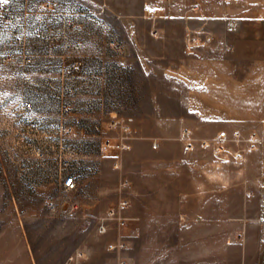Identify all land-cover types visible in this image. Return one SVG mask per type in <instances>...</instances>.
<instances>
[{
	"label": "rangeland",
	"instance_id": "obj_1",
	"mask_svg": "<svg viewBox=\"0 0 264 264\" xmlns=\"http://www.w3.org/2000/svg\"><path fill=\"white\" fill-rule=\"evenodd\" d=\"M153 1L0 6V264H256L264 0Z\"/></svg>",
	"mask_w": 264,
	"mask_h": 264
},
{
	"label": "built area",
	"instance_id": "obj_2",
	"mask_svg": "<svg viewBox=\"0 0 264 264\" xmlns=\"http://www.w3.org/2000/svg\"><path fill=\"white\" fill-rule=\"evenodd\" d=\"M144 13L146 15H153L155 13V10H153L152 8H148L145 7L144 8ZM131 118H126V119H122V121H114L113 125H118V127L120 128V130L124 133H127L129 131L130 128V122H131ZM125 147H127V145H123ZM62 186L66 191H70L73 190L76 186V182H75V178L73 176H66L63 178V182H62ZM120 205H125V202H121ZM50 206H53V203H50ZM119 226L123 225V221L119 220ZM98 231L102 234L105 233L107 231V225L102 222H100V224H98ZM108 249L110 250H115L117 252H119L121 249H124V244L121 241H118L117 243H109L108 245ZM119 264H125L124 261H119Z\"/></svg>",
	"mask_w": 264,
	"mask_h": 264
},
{
	"label": "crops",
	"instance_id": "obj_3",
	"mask_svg": "<svg viewBox=\"0 0 264 264\" xmlns=\"http://www.w3.org/2000/svg\"><path fill=\"white\" fill-rule=\"evenodd\" d=\"M147 4L152 6L158 5V3L153 0L151 1L147 0ZM256 264H264V239L262 240L260 247L258 249Z\"/></svg>",
	"mask_w": 264,
	"mask_h": 264
},
{
	"label": "snow or ice",
	"instance_id": "obj_4",
	"mask_svg": "<svg viewBox=\"0 0 264 264\" xmlns=\"http://www.w3.org/2000/svg\"><path fill=\"white\" fill-rule=\"evenodd\" d=\"M9 3V0H0V6Z\"/></svg>",
	"mask_w": 264,
	"mask_h": 264
}]
</instances>
